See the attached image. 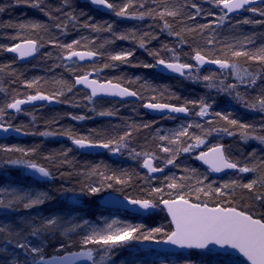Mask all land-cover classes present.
<instances>
[{"label":"snow or ice","instance_id":"1","mask_svg":"<svg viewBox=\"0 0 264 264\" xmlns=\"http://www.w3.org/2000/svg\"><path fill=\"white\" fill-rule=\"evenodd\" d=\"M17 8L21 16L0 20V53L10 56L0 63V134L63 136L72 146L37 159L38 145L0 142V167L62 182L55 195L16 181L0 187V264H115L122 249H136L123 264H264V31H256L264 0L0 3V13ZM32 61L44 75L20 68ZM126 68L167 71L207 92L182 96ZM106 98L120 107L97 104ZM217 98L228 101L224 110ZM34 102L83 109L65 113L72 121L108 123L78 131L54 127L61 118L53 117L40 130L26 113L30 121L17 124ZM152 113L160 120L147 119ZM88 149L134 167L78 163L73 152ZM57 196L68 203L41 214Z\"/></svg>","mask_w":264,"mask_h":264},{"label":"trees","instance_id":"2","mask_svg":"<svg viewBox=\"0 0 264 264\" xmlns=\"http://www.w3.org/2000/svg\"><path fill=\"white\" fill-rule=\"evenodd\" d=\"M5 0H0V3H4ZM82 3V2H81ZM25 10L22 8H17V9H13L10 10L7 13H0V20H4L7 21L9 19H13L15 17H19L22 15V13ZM102 13V12H101ZM34 13L29 12V15H33ZM98 18H103V19H109V16L107 15H101L98 16ZM128 27H131V24L127 25ZM123 27V26H122ZM256 31H264L262 29H256ZM131 43L130 42H121V41H117L116 42V47L117 48H128L131 47ZM159 43L158 42H153L152 47H158ZM187 51V49H186ZM136 58L137 60H147L150 62V58L147 57V54L143 51V50H139L137 49L136 51ZM10 59V56L4 53H0V63H5ZM37 61H33L31 64H27V65H20L21 69H26L27 70V76L32 77V76H37V75H44V73L42 71H40L39 69H36L35 71L32 70V65L36 64ZM124 71L130 75V76H135V75H140L145 77L146 79H148L153 86H168L171 90L178 92L179 94H181L182 96H187L189 98H195L197 96L200 95H204L206 94L207 90L203 88L202 85L193 83L192 81L189 80H182V79H178L175 77H171V76H166V75H162L158 72H156V70H151V69H142V68H137V69H124ZM207 71V69H206ZM118 74V73H113ZM142 83V82H141ZM22 91V89H20ZM154 93H150L149 95H153ZM213 95H215V93L213 92ZM79 97H77L78 99ZM98 105H102L103 107L107 108L110 105H113V102L111 101H105L103 100L102 102L97 103ZM114 105L116 107H120V105L114 103ZM217 110H224L226 108V106L228 105V101L226 99L223 98H217ZM100 110V108L98 107V111ZM83 109L77 110L76 112H83ZM28 113H33L37 116V126L38 128H40V130H43L44 127V123L45 120H49L53 117H60L61 119H59V122L57 125H55L54 127H59L62 125V123L64 122V113L60 110V109H50V110H46V109H42V110H30ZM121 114L122 115H128L127 112L124 111V109H121ZM141 115H144L145 112L143 110H141L140 112ZM88 115H92L90 113H88ZM241 116L244 117L245 120L251 121V120H259L260 117L257 115H252V114H245L243 112L240 113ZM99 116L94 117L93 119L87 120V121H83V122H77V126L78 127H73L75 129H77L78 131H82L80 128L83 127L85 128V130L87 129H91V128H99L102 125H105L108 123L107 119H102L101 121H96L98 120ZM29 120H17L16 119V123L20 124V123H24L27 124L28 121H30L31 117L27 115V117ZM147 119H156V120H160V118H156V117H152L150 115L147 116ZM114 122V121H113ZM161 124H163L164 127H173V122L172 121H161ZM49 138V137H47ZM47 138H40V137H35V139H33L31 136H29L26 139H19L16 137H9V139L7 141L2 140L0 142H5V143H15V144H19L21 146H39L38 149V156L37 159H40V157L48 155L49 153L52 152H56L59 151L62 148L65 147H71V143L69 140H53V139H47ZM227 143H232L234 144V146L240 150L243 151H250V148H247L242 142L237 144L235 141H231L228 140L226 141ZM73 157L74 159L80 163V164H84L85 162H99L101 160L111 164L113 160H122L123 161V166L125 167H134V165L131 164L130 161L125 160L124 158H117V157H112L111 159H108L107 154L104 153H100V154H84L80 151H74L73 152ZM43 162V161H41ZM196 166H199V164L197 163ZM19 182V183H23L31 188H34L38 191H47L50 192L51 194L55 195V191L60 188L61 186V181L57 178V180L55 182H41L38 180H35L33 178H29L26 177L23 173V169L21 168H16L15 166H10L9 168H2L0 167V187H4L7 186L10 182ZM67 201H63L61 200L58 196L56 197L55 203L53 202H47L44 206H42L40 208V213L41 214H47L49 210L54 209V208H60L63 207L67 204ZM99 203V201L97 202ZM101 211L104 212V215H108V210H105L103 208L100 209ZM24 211V210H21ZM25 214H27L25 212ZM32 215H35V212L31 213ZM98 214V213H97ZM3 217V213L0 212V219H2ZM55 240L52 241V246L55 247ZM76 249H73V251H75ZM49 251H51V249H49ZM136 254V249H122L117 251L114 256H113V260L115 262V264H123L124 261L126 260H130L132 259V256Z\"/></svg>","mask_w":264,"mask_h":264},{"label":"water","instance_id":"3","mask_svg":"<svg viewBox=\"0 0 264 264\" xmlns=\"http://www.w3.org/2000/svg\"><path fill=\"white\" fill-rule=\"evenodd\" d=\"M81 2L83 3V0H81ZM99 11L103 13V10H102V9L99 10ZM208 69H212V70H214V68H208ZM156 71H157L158 73L163 74V75H166V76H173V77H176V78H178V79H181V78H179L176 74L169 73V72H167V71H163V70H156ZM106 99H112V98H106ZM34 104H35V107H39V106H41V103H40V102H34ZM58 106H60V105H53V106H51V107H58ZM28 108H33V107L29 106V107H26L25 109H28ZM149 115L152 116V117L160 118L158 115H156V114H154V113L149 114ZM2 137H3V134H0V141L3 140ZM10 137H16V138H19V139H26V138H27V136H22V135H18V134L15 135V136H10ZM81 151H82V153H84V154H97V153H103V152H105V150H103V149H88V150H81ZM197 163L199 164V162H197ZM23 171H24V174H25L26 177H31V178H34V179L39 180V181L48 182V181H46V180H43V179H39V178H37V177H34V176L31 174V171H30V170L23 169ZM99 203H100V202H99ZM101 208L104 209V207H103L102 204H101ZM152 247H155V245H153ZM77 264H87V262H86V261H83V260H80V261H77Z\"/></svg>","mask_w":264,"mask_h":264},{"label":"flooded vegetation","instance_id":"4","mask_svg":"<svg viewBox=\"0 0 264 264\" xmlns=\"http://www.w3.org/2000/svg\"><path fill=\"white\" fill-rule=\"evenodd\" d=\"M33 62V61H32ZM31 62V63H32ZM31 63H29V64H31ZM103 100H105V101H111V102H113V104L114 103H116V104H118L119 105V103L116 101V100H111V99H103ZM103 100H99V101H97V103H99V102H102ZM63 107H66L67 109H69V111H72V112H74L75 113V109L74 108H70V107H68V106H66V105H60V106H58V107H48V106H44L43 108L41 107V106H39V107H34V108H28V109H25V114H21L19 117H17L16 119L17 120H29L28 118H26L27 117V115H26V113H28L30 110H36V111H38V110H42V109H46V110H50V109H60V110H62L63 109ZM144 111V110H143ZM91 114V113H90ZM102 119H105V118H101V117H98V120H96V121H101ZM35 137H39V136H35ZM40 138H44V137H40ZM81 152V151H80ZM104 153V152H103ZM98 154H100V153H98Z\"/></svg>","mask_w":264,"mask_h":264},{"label":"rangeland","instance_id":"5","mask_svg":"<svg viewBox=\"0 0 264 264\" xmlns=\"http://www.w3.org/2000/svg\"><path fill=\"white\" fill-rule=\"evenodd\" d=\"M258 30V29H257ZM207 71H213L211 69H207ZM150 93H148L149 95ZM63 113H64V122L62 123L63 126L65 127H68V126H71V127H78L77 126V121H72L70 119H68L66 116H65V113L69 111V109H67L66 107H63V109L61 110ZM77 109H75V113H76ZM29 122V121H28ZM57 127V126H56ZM82 131H85V128L81 127L80 128ZM32 137V136H31ZM33 139H35V137H32ZM47 139H53V140H68L66 137H63V136H55V137H49ZM16 168H21L20 166H15ZM22 169V168H21Z\"/></svg>","mask_w":264,"mask_h":264}]
</instances>
